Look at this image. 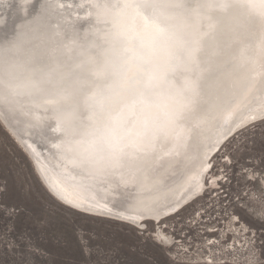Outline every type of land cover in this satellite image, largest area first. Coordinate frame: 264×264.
<instances>
[{
    "label": "snow or ice",
    "instance_id": "snow-or-ice-1",
    "mask_svg": "<svg viewBox=\"0 0 264 264\" xmlns=\"http://www.w3.org/2000/svg\"><path fill=\"white\" fill-rule=\"evenodd\" d=\"M30 3L20 0V10L27 13ZM77 6L89 9L76 18L86 20L83 29L61 14L63 3H45L0 42V115L30 118L81 190L123 186V202L151 218L163 211L148 193L166 157L193 146L200 174L207 173L229 132L257 119L237 124L264 93V0H80ZM166 207L165 215L176 211ZM155 239L168 243L163 235Z\"/></svg>",
    "mask_w": 264,
    "mask_h": 264
},
{
    "label": "rangeland",
    "instance_id": "rangeland-1",
    "mask_svg": "<svg viewBox=\"0 0 264 264\" xmlns=\"http://www.w3.org/2000/svg\"><path fill=\"white\" fill-rule=\"evenodd\" d=\"M212 159L218 185L159 224L145 221L141 235L140 227L50 197L0 130V264H210L214 257L215 264H264V190L247 177L264 172V122L235 132ZM233 218L244 237L229 231ZM157 225L171 245L155 239ZM232 242L235 251L225 255Z\"/></svg>",
    "mask_w": 264,
    "mask_h": 264
},
{
    "label": "bare ground",
    "instance_id": "bare-ground-1",
    "mask_svg": "<svg viewBox=\"0 0 264 264\" xmlns=\"http://www.w3.org/2000/svg\"><path fill=\"white\" fill-rule=\"evenodd\" d=\"M79 2L80 0H31V3L27 5L26 13L20 10V0H7V6L0 4V19L5 21L3 24H0V42L11 39L18 26L32 19L41 10V5L45 3H63L65 8L60 10L61 14L69 22H76L83 29L86 26V20H77L76 18L77 16L81 18L85 17L89 9L87 7L79 8L77 6ZM257 96L253 97L250 110L241 114L237 120V124L245 123L251 116L257 117L254 123L261 121L259 116L264 114V93H259ZM0 120L6 125L13 137L24 147L51 194L59 201L84 214L108 218L142 228L145 226V221L156 222L157 215L161 216V220H163L177 213L188 203L202 196L209 187L214 188L219 183L217 176L209 174L210 170L207 173L200 174L202 164L193 159L197 156V152L193 146H190L187 150H181L178 156L166 157L163 161L164 167L159 169L154 176V180L159 183L148 193V197L157 200L163 211L151 214V218H148L147 213L144 216H140L137 214V208L132 201L123 202V197L126 195L123 186L118 191L113 190L114 186L112 185H104L96 191H84L77 187L72 179V174L65 169V162L52 147L54 142L42 139L40 131L30 127V118L22 117L20 118V122H18L15 119H6L5 116L0 115ZM237 124H233L232 128L235 129ZM216 131L219 132V130ZM234 133L229 132V138ZM202 152L203 149H200L201 154ZM198 174L199 185L195 183V178ZM165 177L167 178L165 179ZM247 177L249 180H258L260 188L264 190V172H248ZM212 181H215V183H212ZM61 196H63V199ZM65 201L83 203L85 206L74 207L73 203ZM169 204L176 211L170 215H165V213H169L170 211L166 207ZM128 216H136V222L133 223L129 219L122 218ZM236 219L229 220V231L233 230L234 236L239 234L244 237L246 231L243 228L238 229L235 224ZM156 230V236L163 235L168 238V243H164L165 245L173 243L172 237L163 231L161 225H157ZM220 236L223 237L224 233ZM240 239L237 238L239 244ZM233 240L236 241V238ZM213 242H215V239L210 238L206 244L210 245ZM231 246L234 247V242L231 243Z\"/></svg>",
    "mask_w": 264,
    "mask_h": 264
},
{
    "label": "water",
    "instance_id": "water-1",
    "mask_svg": "<svg viewBox=\"0 0 264 264\" xmlns=\"http://www.w3.org/2000/svg\"><path fill=\"white\" fill-rule=\"evenodd\" d=\"M0 130L12 141L14 147L19 151L20 155L25 159L33 177L36 179V181L40 184V186L45 190V192L52 197L53 199H55L51 192L49 191V189L47 188V186L45 185V183L43 182L38 170L36 169L35 164L32 162V160L30 159L29 155L27 154V152L25 151L24 147L21 145V143L15 138L13 137V135L10 133V131L7 129L6 125L3 124L0 120ZM56 200V199H55ZM57 202H59L58 200H56ZM61 204V203H60Z\"/></svg>",
    "mask_w": 264,
    "mask_h": 264
},
{
    "label": "clouds",
    "instance_id": "clouds-1",
    "mask_svg": "<svg viewBox=\"0 0 264 264\" xmlns=\"http://www.w3.org/2000/svg\"><path fill=\"white\" fill-rule=\"evenodd\" d=\"M250 264H254V261H250Z\"/></svg>",
    "mask_w": 264,
    "mask_h": 264
},
{
    "label": "flooded vegetation",
    "instance_id": "flooded-vegetation-1",
    "mask_svg": "<svg viewBox=\"0 0 264 264\" xmlns=\"http://www.w3.org/2000/svg\"><path fill=\"white\" fill-rule=\"evenodd\" d=\"M246 178V177H245Z\"/></svg>",
    "mask_w": 264,
    "mask_h": 264
}]
</instances>
